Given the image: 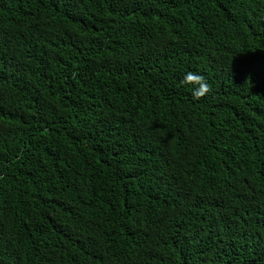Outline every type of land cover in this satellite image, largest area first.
I'll use <instances>...</instances> for the list:
<instances>
[{
  "label": "trees",
  "instance_id": "obj_1",
  "mask_svg": "<svg viewBox=\"0 0 264 264\" xmlns=\"http://www.w3.org/2000/svg\"><path fill=\"white\" fill-rule=\"evenodd\" d=\"M0 264H264V0H0Z\"/></svg>",
  "mask_w": 264,
  "mask_h": 264
},
{
  "label": "clouds",
  "instance_id": "obj_2",
  "mask_svg": "<svg viewBox=\"0 0 264 264\" xmlns=\"http://www.w3.org/2000/svg\"><path fill=\"white\" fill-rule=\"evenodd\" d=\"M182 85H193L191 89L192 97L195 100H199L209 92V85L207 84L203 75L194 74L188 72L185 74L184 79L181 81ZM198 85V87H197Z\"/></svg>",
  "mask_w": 264,
  "mask_h": 264
}]
</instances>
